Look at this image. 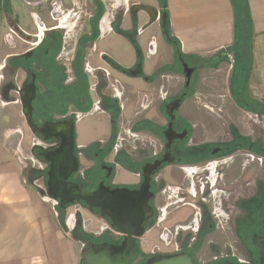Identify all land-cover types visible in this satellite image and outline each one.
<instances>
[{"label": "flooded vegetation", "instance_id": "obj_1", "mask_svg": "<svg viewBox=\"0 0 264 264\" xmlns=\"http://www.w3.org/2000/svg\"><path fill=\"white\" fill-rule=\"evenodd\" d=\"M92 2L95 11L89 16L87 15L88 18L84 21L86 30H82L75 37V45L73 47V55L69 69L62 67L57 58L58 52L61 49L62 37L56 30L64 29L60 27L52 28L49 32L43 33L41 41L38 39L37 43H35L36 47L30 49L24 55L10 60V63L16 64V67H13L15 69L14 71H23L26 74L27 81L19 89L22 96L23 88L32 83V81L34 83L36 89V96L33 101L34 120L37 113L39 114L34 107L36 99L40 98L38 94L39 82L46 88L43 94V121L41 123L35 122L38 125L46 121L55 122L67 118H73L78 123L87 117L100 115V113H108L109 123L111 124L112 102H115V109L118 111V121L122 109L121 97L123 95V85L118 80H115V85L113 84L112 73L127 77V69L115 63L107 52H97L95 50L97 42H103L111 34H115L126 40H131L136 52L139 53L138 58L130 70L135 69L140 63H142L143 67V59L136 39L137 34L140 36L144 32L143 29L146 25L141 28L137 24V14L131 12L133 17L130 20V28L129 30L123 29L122 25L126 22V11L125 18L123 17L122 19L120 16L115 21L104 20L103 23L105 25L103 26L102 20L104 17H107L104 6L99 0H92ZM157 2L158 10L153 8L150 10L154 14V18L151 19L149 13L147 15L151 20L159 21L163 29L161 15L165 12L160 0ZM99 6L101 8V14H99ZM55 7V10H59L61 5L56 4ZM131 10L133 11V9ZM165 14L167 16L166 32L168 36V14ZM25 39L30 42L35 41L36 37L27 36ZM152 49L153 38L148 42L147 52L150 54ZM40 51L43 52V55L39 59L38 53ZM228 54V50L223 51L220 56L216 55L212 60L216 61L218 57ZM179 59L188 65V67L195 68L194 72L203 68V66L191 65L188 59L187 61L181 57ZM182 62L180 60L178 61L181 72L183 73ZM35 67H45L43 74L36 73ZM143 75L142 72L138 77H143ZM91 78L94 80L93 83H90ZM54 86L55 93L53 94ZM59 86L60 89H62L61 86L69 89L68 91L71 93V96L69 95L63 98V103H67L68 107L72 106L74 112L66 116L62 114V111H64L63 108H59V106H63L59 104L61 101L60 97H58L61 95ZM188 86H186L185 79L184 87ZM108 90H111V93ZM184 94L186 95V93ZM112 95L115 99L112 98ZM175 99H180L181 103L183 101L181 96L173 98V100ZM173 100L168 99L164 103L163 115L166 118V124L163 128H155L156 134L160 136V140L163 143L161 150L158 152L151 153L144 151L145 148L131 147L130 144H124L123 150L117 151L114 154L113 162L108 163L105 159L114 152V144L111 149L109 148L113 132L112 129H110L109 143L107 141L105 143L91 142L89 147L76 145L79 168L81 165L80 161L82 160L90 164L86 168V174L82 175L84 191L88 193L95 191L101 182L106 186L116 187L110 180L113 179L115 167H121V169L137 177L136 183L121 187L137 189L142 182V168L146 164H152L158 161L161 165L152 177L150 191L153 196L150 205L153 210L152 219L155 220L159 216L158 228H160V225L165 226L162 228L163 233L161 231L158 232V244L154 245L160 255L189 253L192 256L194 264H260L259 253L253 247L252 238H264V182L261 180L256 181L252 187L255 189L254 194L242 200L240 197V178L241 169L243 168L244 170V166L249 161L254 162L256 159L259 161L257 157L264 155V146L261 147L259 142H253L248 137H240L243 138L240 139L231 136L226 141L223 140L216 143L206 141L203 139V133L195 131L201 130L198 126L180 121L177 111L174 113L175 119L173 121L166 115V107ZM95 110L99 114H95ZM51 113H55L56 116L50 118ZM169 123H172L176 137L172 141L170 148L166 149L167 141L164 133ZM117 132L118 127L116 134ZM137 132L133 129V133ZM77 135L75 130L76 139ZM48 145L51 150L57 146V142H51ZM240 145H245L246 147L240 148ZM48 147L44 150H49L47 149ZM90 148H96V151L92 155L88 151ZM239 151L246 153V161L243 165L240 159L241 153L236 155ZM145 153L149 154L150 157H148L149 155L144 156ZM37 155L40 157V153H37ZM120 157L129 161L131 168L138 167V171L134 172L123 167L118 162ZM187 170V177L195 178V183L191 179L185 180L186 177L181 178L179 175H176V178H174V172H186ZM230 172H233L232 178H230ZM94 174H96V178L93 177ZM192 174L194 175L192 176ZM79 179L80 176L78 175L74 179V182H80L82 180ZM168 183H171L173 187L168 185ZM179 183L181 186H176ZM195 184H197L198 193L194 189ZM88 186L92 189L88 190ZM257 187L260 189L258 192ZM231 190H233L232 196ZM183 207L191 209V217L185 220V222L173 224L172 214ZM195 216L198 217L196 219L198 220V227L196 229H194L195 226L193 223ZM199 222H201L200 226ZM188 234L192 237L187 236ZM185 235L188 238L183 242L185 238L183 236ZM212 235L225 236V239L223 242H218L213 239L210 240ZM228 236H232V238L228 240L226 238ZM120 240V238H117L113 242L118 243ZM203 245L209 251L212 250L209 253L210 257L206 260L197 259L196 257V253Z\"/></svg>", "mask_w": 264, "mask_h": 264}, {"label": "rangeland", "instance_id": "obj_2", "mask_svg": "<svg viewBox=\"0 0 264 264\" xmlns=\"http://www.w3.org/2000/svg\"><path fill=\"white\" fill-rule=\"evenodd\" d=\"M99 1H101L100 3L103 4L105 14H107L108 18H106V21H115L117 17L120 16L123 19L125 12L127 11L125 25L129 26L131 17H133V14H137V18H141V21L138 20L137 24L141 28L146 25V27H144L143 29L144 37L142 38L146 39V37L150 38L151 36V39L156 38V42L161 45L162 48L165 47V41L163 39H165L166 37L163 35V29L160 22L156 20L151 21L150 17H148L147 15V12L134 9L135 6H139L140 8L149 7L150 9H152L150 6L158 5V0ZM238 1L240 0H237V2ZM54 3L61 5V8L59 10H55L56 7L53 6ZM131 9H133V11ZM90 11L91 13L95 11L92 0H0V66H2V69L0 70V101L2 105V114H4L6 118V123H2V125H0V132L1 136L5 135V132H11L12 136L9 138V140L14 142L12 151L13 148L15 151V156H13L12 154V157H15L16 163L20 166L22 170V176L26 184L30 186L33 191L44 198H47L45 178L47 164L42 160V158L36 157L34 153H42L46 147L44 146L45 144L42 142V140L35 134H33L32 131L27 127L26 117L22 108V104L20 103L22 94L20 93L19 89H21L22 85L26 83L27 77L23 71H14L15 69L13 68L14 66H12V63H9V61H4V55L8 52L19 55L24 49L30 47L28 44L23 43V40L27 37L24 35V31L25 28H27V23H29L30 21L31 23L29 25L32 30V35H39L38 33L40 28L52 29L60 27L64 29L56 30L61 34L62 37L61 49L58 52L57 58L59 64L62 67H64L65 69H69V64L73 55V47L75 45V37L76 35L81 33L82 30H86L84 21L86 20V17ZM43 23L45 24V27H43ZM38 25L41 27L38 28ZM153 32L154 34L151 35ZM138 37L139 36L137 34V38ZM109 40L110 38L103 40V44L109 42ZM126 41L131 44V40ZM30 42L31 44H35L37 43V40L35 39V41ZM110 43L111 42H109V44ZM146 50L147 48L145 44L143 47V54L141 53L143 59V74H145V76H147L148 78L151 77V80L156 83L157 88L155 89L153 87V91L146 92L150 95H153V102L147 105V108L145 110L140 108V102L137 101L142 99V95L144 92H142V90L135 91L136 88L133 87L134 83H140L141 81L135 80L133 83H131L130 80H127V77H131L126 75L127 77L122 78V81L124 82L123 83L121 82V80H118L120 78L116 73H112L113 84H116L115 80H118L123 84V95L121 97L122 104H126V106L131 107V111H133L132 115L135 112L137 114L140 113L137 116L138 119H136V117L129 118L128 116H119L117 136L122 135V137H126L125 131H133V124L135 123V121L140 120L143 115L146 117H150L149 120L154 124H152L153 127H156L155 125H157L160 128H163L166 124V118L163 115L164 103L168 99L173 100V98L181 96L183 101L186 98H189L184 103V107H186L187 105H196L209 119V121L212 122V129L209 130L210 132L206 131V129L195 130L203 133V139H205L206 141L212 143L223 140L226 141L234 135L233 130L237 129L242 137H248L253 142H259L261 144V147L264 146V117L255 116L253 115L254 113H244L241 117L236 118L233 117L230 112H228L227 115L230 116L228 118L224 113V111H226L224 103H226L227 100H230L228 85L230 80L231 68L229 66L231 64L234 65L235 60V56L232 51H230V53L226 55V58L224 60L220 62H218L219 59L214 61V65H210L212 64L211 60L202 61L190 59L189 63L191 65L203 66V68H200L196 72H194L189 82L190 85L188 87H184L185 77L181 72L179 63L175 62V58L166 56L167 58H169L167 61L170 63V66L166 67L163 72L161 71L157 74H154V69L148 66L149 60L146 58ZM227 50L228 49H226V51ZM131 51L135 54L133 48ZM122 52L127 53V50L123 48ZM221 62H223L224 64L223 69L217 70L218 64ZM44 68L45 67H35L37 71L36 73L42 75ZM242 71L243 70L238 65L237 67H235V69H233L232 72L231 83L232 94L234 98L240 96V94L242 93L241 83H244V72ZM173 72H176L178 75H173ZM161 76H163L164 78ZM93 82L94 80H92L91 78L90 83ZM158 86L163 87V89H161V93L160 89H158ZM61 87L62 89H60L59 86L61 95H59L58 97H60V100L62 101H60L59 104L63 106H59V108H63L64 112H62V114L66 116L69 115V113L74 112V109L72 108V106L68 107L67 103H63V98L69 95L71 96V93L68 91L69 89L64 88L63 86ZM45 89V86L39 82L38 94L40 95V98L36 99V102L34 103L35 110L39 112V114L37 113V116L35 117V122L38 123H41L43 121L42 110L44 101L43 94ZM109 92L111 93V90ZM54 93L55 86L53 87V94ZM184 93H186V95ZM92 97L94 98L93 95ZM161 97L165 100L162 101ZM248 98L249 97L244 99V101L251 102V99H253V103H260V101L262 100L261 98L255 96H252L251 99ZM158 102L163 103L160 114L156 115L155 113L154 116V114L148 113L152 109L151 106L153 105L154 107H156ZM203 106H205L206 109L203 108ZM184 107L183 110L178 112L179 115L183 116L185 114ZM94 113L99 114V112ZM55 116V113H51L50 118ZM97 116L87 117L76 126V133L80 137L79 139L77 136L76 145L82 146V142H84V144L89 143L88 146H86L89 147L91 142L97 143L103 141V143H105L106 139L97 141L93 140L94 135H106L109 131L108 125H106L105 123V118L103 119V122L101 124H98L97 122H99L100 119H97L99 118ZM147 135L152 142L149 141V145L147 148H145L144 151L151 152L152 150H154L153 146L158 145V142L155 141L153 137H151L152 135ZM2 142L5 141L2 140ZM107 143H109L108 140ZM160 143L161 150L163 145L161 140ZM47 149H49V147ZM95 149L96 148H90L88 150L89 154L92 155V153L96 151ZM158 149L159 146H157L156 150ZM240 153V159L243 165V163L246 161V153L239 151L236 155H239ZM113 154L114 153L112 152L109 157L105 159L108 163L113 162ZM145 155L149 154L145 153L144 156ZM148 157H150V155ZM257 158L259 161H257V159L254 160V162L247 161L248 163L246 166H244V170L241 167L240 197L242 200L254 194L255 189H253L252 187L253 185H255L254 183H256V181L261 180L262 182H264V155ZM80 164L81 165L77 176L79 175L80 179L82 180L79 179L80 182L77 183L82 184L84 183L82 182V175L86 174V168L90 164L85 162L84 160L80 161ZM175 173L176 172L173 173V175H175L174 178H176V175H179L181 176V178L186 177L185 180L191 179L195 183V178H190V176L187 177L188 170L186 172L178 171L179 174ZM120 174L122 176V179L120 178ZM193 175L194 174H192V176ZM77 176L75 177V179L77 178ZM232 176L233 172H230V178H232ZM93 177L96 178V174H94ZM112 178L113 179H110L111 183L119 187L126 186V184L123 183H132L136 181V178L133 177L130 173L124 174L121 171V167H115V172ZM168 185L173 187L171 183H168ZM196 185L197 184H195L194 189L198 193ZM176 186L181 185L179 183ZM91 189L92 188L88 186V190ZM258 190L260 191L259 188L257 189V192ZM232 192L233 190H231V196ZM53 205L55 207L57 219L60 226H62L66 231H69L70 234L68 235V237L73 240L75 244H77L78 246L81 245V253L89 243H116L113 241H116L117 238L121 239L120 235L111 232L110 230H101L99 227L102 225V223L107 222L102 219L96 212H90L83 205H71L64 211L61 216L59 215L58 206L55 203ZM191 214L192 211L190 208L183 207L172 214V223L177 224L178 222H185V220L191 217ZM175 217H177V219H175ZM159 220V216L155 220L152 219L150 224L148 225L147 232L139 240L140 251L137 255V258L133 260V264L144 263L148 258L160 255L159 251L154 247V245L158 244V232L161 231V233H163L162 228L165 226L160 225V228H158ZM200 225L201 222H199V226ZM229 226L232 228L231 225ZM167 227L169 226L167 225ZM187 236L191 235L188 234ZM187 236H183L185 237L183 239V242L188 238ZM223 237L225 239V236ZM210 238H212V236ZM226 238L230 240L232 236H228ZM199 249L200 250L196 253L197 259L206 260L210 257L209 253L212 250L209 251L205 248L204 245Z\"/></svg>", "mask_w": 264, "mask_h": 264}, {"label": "crops", "instance_id": "obj_3", "mask_svg": "<svg viewBox=\"0 0 264 264\" xmlns=\"http://www.w3.org/2000/svg\"><path fill=\"white\" fill-rule=\"evenodd\" d=\"M150 7L157 9L158 5H151ZM245 8L251 26V57L248 70L245 71V89L240 97L237 96L234 98L232 94L231 76L233 65L231 64L229 66L231 68L228 85L230 100L224 103L226 109L224 113L228 118L230 117L227 115L228 112L236 118L241 117L244 113H252L242 104L247 97L250 99L252 96L259 97L262 99V102L260 101L259 104H264V0H245ZM166 9L168 10L171 37L178 41L180 52L188 61L190 59L202 61L212 60L218 53L226 51V49L230 48L233 44L234 17L229 0H166ZM90 14L91 11L88 16ZM88 16L86 18H88ZM138 20L141 21V18L138 17ZM30 23L31 21L27 23L24 35L36 37V40L40 39L41 41L43 33H47L50 30L40 28L41 26L38 25V28H40L39 35H32ZM125 23H123L122 28L129 30L130 23L129 26H126ZM43 27H45L44 23ZM153 34L154 32L151 35ZM142 37H144V32L136 39V43L140 48V53L143 54V47L146 44L147 48L151 36L150 38L146 37V39ZM109 38L110 44L109 42L104 44L103 42H97L95 50L97 52H107L115 63L129 70L139 55V53L136 52L134 44L132 42L131 44L128 43L126 39L115 34H111ZM153 39V49L150 54L146 52V58L149 60L148 66L154 69L153 71L155 74L160 70L164 71L166 67L170 66V63L167 61L169 58L166 56L175 58L176 63L179 61V57L176 56L174 47L166 41V38L163 39L165 41V47L163 48L156 42V38ZM23 43L28 44L30 47L24 49L19 55L9 52L6 53L4 55V61H10L12 58L22 56L30 49L36 47V44H31L27 39H24ZM123 48L127 50V53L122 52ZM132 48L135 54L132 53ZM223 66V62L219 63L217 70L223 69ZM1 69L2 66H0V70ZM173 75L178 74L173 72ZM143 76L144 77L136 78L127 77V80H130L131 83L135 80L141 81L140 83H134L133 87L136 88L135 91L142 90V92H144L142 99L137 101L140 102V108L145 110L147 105L153 102V95L146 92L153 91V87L156 89L157 85L151 80V77L148 78L145 74ZM118 77L120 78L118 80L123 82L122 78H125V76L118 75ZM158 89H160L161 93L163 87L158 86ZM112 98L115 99L113 95ZM187 99L189 98H186L180 103V107L177 110L180 121L196 125L201 130L206 129V131L210 132L209 130L212 129V122L209 121L196 105H187L184 107V103ZM161 100L164 101L165 99L161 97ZM251 101H253V99H251ZM162 104L163 103L158 102L156 107L152 105V109L148 113L154 114V116L155 113L159 115L162 110ZM183 107L185 114L182 116L179 115L178 112L183 110ZM121 108L120 117L128 116L129 118L136 117V119H138L137 116L140 113L137 114L135 112L136 114L134 113L133 116V111H131L130 106L121 104ZM203 108L206 109L205 106H203ZM94 112L97 111L95 110ZM253 115L264 117L263 115L255 113ZM97 117H99L97 119H100L99 122H97L98 124H101L105 118V123L108 125L109 131L106 135H94L93 140L106 139V142L110 136L111 129L109 115L108 113H100ZM149 118L150 117L143 115V117L135 121L133 125L147 122L152 126L153 123ZM80 122L76 123V126ZM2 123H6V118L5 115L2 114V105L0 101V125H2ZM155 126V128L159 127L157 125ZM128 131L133 132L132 130H127L125 133ZM136 134L139 135L140 146L143 148H147L149 145L150 138L147 134L152 135L151 137L158 142V145H154V150L151 152H158L160 150L161 143L159 135L147 129H142ZM233 134L242 137L237 129L233 130ZM11 136V132H5L3 136H1L0 132V264H81V245L78 246L75 244V242L68 237L70 234L69 231H66L60 226L52 202L48 198H44L33 191V189L26 184L20 166L16 163L15 157H12V154L15 156V151L14 148L12 151L14 142L9 140ZM78 138L80 139L79 136ZM123 139H125L124 143L122 142ZM2 140L5 142H2ZM120 141L123 144H131V141L126 137H122V135L117 136L116 134L113 143L114 147L117 144L119 145V143H121ZM88 144L89 143L84 144V142H82L84 146ZM123 144L120 150H123ZM157 146H159L158 150H156ZM113 153L116 154V152ZM121 171L124 174L129 173L123 169H121ZM120 178L122 179L121 174ZM135 178L136 181L123 184H134L137 182V177ZM175 219H177V217H175ZM196 219H198L197 216H195L193 220L194 229L198 227V220ZM211 239L218 242H223L224 240L220 235H212L210 240Z\"/></svg>", "mask_w": 264, "mask_h": 264}, {"label": "water", "instance_id": "obj_4", "mask_svg": "<svg viewBox=\"0 0 264 264\" xmlns=\"http://www.w3.org/2000/svg\"><path fill=\"white\" fill-rule=\"evenodd\" d=\"M135 10H142L154 14L151 9L135 6ZM152 21V20H151ZM164 36L167 37V16L161 15ZM181 62L182 60L179 59ZM183 63V62H182ZM183 73L186 86L189 85L191 75L195 68H190L185 63ZM142 74V63L133 70H127V75L136 78ZM144 77V76H143ZM36 96L34 83L23 88L20 103L26 117V125L33 134L40 137L43 143L57 142L54 149L44 150L40 158L47 164L45 172L46 195L50 201L57 204L60 210L65 211L74 204H83L90 212H96L104 219L109 227L121 240L118 243H90L81 253V264H133L138 255L139 240L147 232L149 222L153 217L150 205L152 199L151 181L158 171L161 163L158 161L146 164L142 168V182L137 189L116 186H106L101 182L97 189L85 192L81 183L74 182L79 171V159L76 154V121L67 118L60 121H46L36 124L33 117V101ZM181 100L175 99L166 107V115L171 121L175 119L174 113L179 109ZM166 149L170 148L176 137L172 123H169L166 132ZM167 162V161H164ZM253 247L259 253L260 264H264V238H252ZM144 264H194L189 253L157 255L148 258Z\"/></svg>", "mask_w": 264, "mask_h": 264}, {"label": "trees", "instance_id": "obj_5", "mask_svg": "<svg viewBox=\"0 0 264 264\" xmlns=\"http://www.w3.org/2000/svg\"><path fill=\"white\" fill-rule=\"evenodd\" d=\"M230 4L232 6V10H233V17H234V41L233 44L231 45L230 48H228V52L230 53V51L233 52L234 56H235V60H234V65H233V69H235V67H237L238 65L240 66V68L243 70L242 72H244V81H245V71L248 70V65L250 62V55H251V26H250V21L246 12V8H245V0H240L237 2V0H229ZM162 7L164 8V12L167 13L166 10V0H160ZM100 8V6H99ZM101 14V8L99 9ZM168 36L166 37V41L168 43H170L173 47H174V51L177 57H181L184 60L187 61V58L185 56L182 55V53L180 52V47H179V43L176 39L171 37V32H170V26L168 23ZM56 50V49H55ZM223 52L218 53V55L220 56ZM43 55V52H39L38 53V58L40 59L41 56ZM226 58V56H222L219 57L217 60L218 62L224 60ZM212 61V64L210 65H214V61ZM10 63V61H9ZM115 65V64H114ZM12 66L16 67V64L12 63ZM163 71V70H162ZM161 72L158 71L156 72L159 73ZM242 85V92H244L243 90L245 89V84L241 83ZM243 94V93H241ZM240 94V96H241ZM239 96V97H240ZM248 101V100H247ZM112 110H111V114H112V120H111V129H112V136L110 139V144H109V148L111 149L115 137H116V130H117V115H118V111H116L115 109V102H112ZM248 111L258 114V115H264V104H259V103H253V101H248V102H243L242 103ZM64 112V111H62ZM133 129L135 131H140L142 129H147L151 132L156 133L155 127L151 126L149 123L147 122H141L138 124H135ZM234 137L236 138H240L238 135L234 134ZM243 139V138H240ZM246 147L245 145H240V148H244ZM34 155L36 157H38L37 153H34ZM118 162L125 167L127 170H131V171H138L136 166L135 168H131L129 166L130 162L126 161L125 158L120 157L118 159ZM83 205V204H82ZM84 206V205H83ZM85 207V206H84ZM59 211V215L61 216L64 211L60 210L58 208ZM90 244V243H89ZM137 258V256L135 257V259ZM134 259V260H135Z\"/></svg>", "mask_w": 264, "mask_h": 264}, {"label": "built area", "instance_id": "obj_6", "mask_svg": "<svg viewBox=\"0 0 264 264\" xmlns=\"http://www.w3.org/2000/svg\"><path fill=\"white\" fill-rule=\"evenodd\" d=\"M56 4L54 3V6H55ZM126 134V138L129 140V141H131V147H142V146H140V137H139V135L138 134H136V133H133V132H130V131H128L127 133H125ZM121 142V141H120ZM123 143L125 142V139H123V141H122ZM119 143V145L117 144L115 147H114V152H117V151H120V149L122 148V144L123 143ZM45 145V147H48L49 145H48V143H44ZM137 144V145H136ZM123 146H124V144H123ZM120 147V148H119ZM143 148V147H142ZM53 204L55 203V202H53V201H51ZM56 204V203H55ZM57 205V204H56ZM101 230H110L111 232H114L110 227H109V225H108V223H102V225L99 227ZM115 233V232H114ZM117 234V233H116Z\"/></svg>", "mask_w": 264, "mask_h": 264}, {"label": "bare ground", "instance_id": "obj_7", "mask_svg": "<svg viewBox=\"0 0 264 264\" xmlns=\"http://www.w3.org/2000/svg\"><path fill=\"white\" fill-rule=\"evenodd\" d=\"M106 18H107V17H104V19L102 20V23L104 22V20H107Z\"/></svg>", "mask_w": 264, "mask_h": 264}]
</instances>
